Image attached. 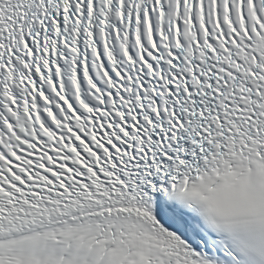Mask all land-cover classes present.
Segmentation results:
<instances>
[{"label": "snow or ice", "instance_id": "snow-or-ice-1", "mask_svg": "<svg viewBox=\"0 0 264 264\" xmlns=\"http://www.w3.org/2000/svg\"><path fill=\"white\" fill-rule=\"evenodd\" d=\"M0 264H264V0H0Z\"/></svg>", "mask_w": 264, "mask_h": 264}]
</instances>
